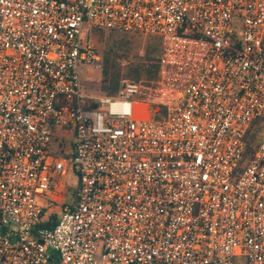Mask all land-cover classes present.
Instances as JSON below:
<instances>
[{
    "label": "built area",
    "instance_id": "2783aa9c",
    "mask_svg": "<svg viewBox=\"0 0 264 264\" xmlns=\"http://www.w3.org/2000/svg\"><path fill=\"white\" fill-rule=\"evenodd\" d=\"M89 28L197 37L164 118ZM263 118L264 0H0V264H264Z\"/></svg>",
    "mask_w": 264,
    "mask_h": 264
},
{
    "label": "trees",
    "instance_id": "16d2710c",
    "mask_svg": "<svg viewBox=\"0 0 264 264\" xmlns=\"http://www.w3.org/2000/svg\"><path fill=\"white\" fill-rule=\"evenodd\" d=\"M93 29L105 31L98 28ZM181 37L197 43L195 35H181ZM127 42L126 39L120 38L114 41L112 47L104 51L101 88L102 92L106 95L114 96L122 88L121 82L123 76L121 74L120 61L131 58V49ZM168 54V48L162 45L161 42L152 44L147 49L144 62L130 63L126 67L124 75L125 78L141 82L142 88L138 98L150 105L153 116L157 120L166 116L169 108L168 105L171 101L168 97L164 96V89L168 91L184 89L188 85L197 65V60L193 61L181 53L178 54L181 56L180 59H177L173 64H165ZM144 77H146V80H144ZM252 127L256 133L262 131L264 128V118L256 121ZM70 191L74 196L76 188H71ZM55 220L56 216L52 215L41 226L51 228Z\"/></svg>",
    "mask_w": 264,
    "mask_h": 264
},
{
    "label": "rangeland",
    "instance_id": "374dc122",
    "mask_svg": "<svg viewBox=\"0 0 264 264\" xmlns=\"http://www.w3.org/2000/svg\"><path fill=\"white\" fill-rule=\"evenodd\" d=\"M123 38L126 39L128 45L131 49L130 59L120 61L121 63V74L122 78V86L126 81H135L131 78H125L126 67L132 63H143L145 59V54L147 49L155 43L161 42L162 45L166 46L169 50V54L165 59V64H173L177 59H180L181 56L178 54H184L188 58L193 61L198 60L200 55L202 54V47L195 42L189 41L184 37L177 38H164V37H154L140 34H132V33H122V32H111V31H98L93 28H90L87 32L84 33V39L91 44L98 55L101 58L100 67H81V80L83 83L84 92L87 95L92 97H99L102 95H106L102 92V71H103V54L104 51L109 49V47L113 46L114 41ZM183 56V55H182ZM146 80V77H144ZM141 83V82H140ZM174 91H168L164 89V96L168 97V99H172ZM64 143L66 146H72L74 143V138L66 137L64 138ZM65 181L70 185L71 188H76L79 185V177L76 169L72 166L69 169L68 175ZM240 264H247L246 259L241 258L238 260Z\"/></svg>",
    "mask_w": 264,
    "mask_h": 264
}]
</instances>
